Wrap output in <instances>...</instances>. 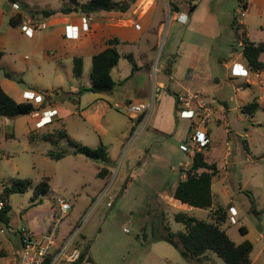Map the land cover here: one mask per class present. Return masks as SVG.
I'll return each mask as SVG.
<instances>
[{
  "label": "rangeland",
  "instance_id": "obj_1",
  "mask_svg": "<svg viewBox=\"0 0 264 264\" xmlns=\"http://www.w3.org/2000/svg\"><path fill=\"white\" fill-rule=\"evenodd\" d=\"M116 1H123L122 7L131 6L128 0ZM167 1L171 2L175 10L176 3L173 0H165ZM22 2L26 5L22 12L28 15V19L34 18L35 12H39L36 16L41 19L43 10L59 9L64 3L63 0ZM194 2L197 8L193 13L187 4L181 5V10L190 18L187 25L179 21L172 25L170 15L167 13L164 16L162 0L157 2L158 8L154 21L151 22L152 29L146 35L152 45L157 42L152 75L162 77V72L164 80L169 83V76L164 70L171 67L184 73L188 62L201 53L191 49V42L194 45L199 43L209 50L208 54L201 56L198 79L187 85L191 91L200 92L212 106L217 104L216 100H220L226 102L230 109L227 113L229 127L233 132L230 140L223 123L218 126L209 124L215 131L214 138L219 142V147L211 150L210 160L220 164L225 151L224 143L229 141L233 148L230 163L235 162L228 165L229 193L221 199V205L226 207L230 215L235 214L237 223L232 224L231 219H228L223 228L236 244L251 241L254 245L251 254L253 263L264 264V214L259 217L251 214L249 198L239 190L242 187L244 191L252 192L258 209L264 210V112L257 111L253 123H249L248 117L244 118L240 107L259 96L258 90L246 87L237 92L236 89L244 83L243 76L230 79L220 63L222 58H228L230 45L237 40L233 27L239 26L238 21H249L251 39L260 42L264 38L261 30L262 19L261 16L241 17L238 14L239 0ZM8 4V0H0V8H5ZM158 22L164 24L161 35H157ZM193 28H197V31H193ZM32 30L33 36L29 37L22 30V25L9 28L3 50L5 56L0 66L2 88L17 102L30 101L34 105L39 103L34 98L41 97L45 104L48 102L47 94H51L50 100L56 107L63 110L90 107L93 118L91 122H86L79 115L67 118L60 116L63 118L61 121L56 120L53 124L37 127L39 130L31 131L28 137L26 130L29 124L31 126L35 121L31 116L15 118L11 120L10 126L7 119H0V194L13 179H29L36 185L43 178H49L51 188L50 193L41 198L42 203L30 209L32 190L25 194H14L9 198L11 223L9 228L3 227L4 233L0 232V264H13L12 255L20 248L19 231L23 228L37 234L43 228L47 231L55 226L56 235L64 227L68 229L70 225L76 232L73 242L77 241L91 264H226L215 254H211L209 260L202 263L189 262L170 244L164 241L146 242L143 239L146 232L151 241V232L163 225H169L173 232L185 231L184 225L174 219L175 212L180 211L170 210L169 206L160 202L180 175V168L189 161L185 152L189 121L180 119L178 132L172 136L162 135L151 128L130 140L134 136L129 133L132 126L131 113L113 105L109 112L107 110L104 113L108 109L105 104L108 105V101L113 104L117 97H127L126 100H130L131 104H139L142 95L138 89H144L146 79L127 77L132 64L121 56L118 66L112 72L117 82L112 94L80 92V89L90 86L91 57L84 58V73L81 79L68 77L66 74L73 62L70 63V59L64 58L65 66H61L48 61L47 50H43L42 32L34 28ZM119 52L122 54L124 47ZM50 54L54 55L55 52ZM261 61L264 62V54ZM240 63L245 64L244 61ZM55 67H58L57 74L62 75L61 83L56 78ZM6 72L13 74L14 79H8ZM174 77L177 78L176 75ZM70 82L80 93L71 88ZM54 86L55 89H52ZM157 89L152 77L151 93H158ZM25 94H30L31 97ZM148 94L150 96L149 92ZM44 109L38 111L39 116H42ZM219 118L222 122L226 119L221 116ZM48 119L45 117L41 122L47 123ZM63 126L70 139L84 146L97 149L102 144L108 162L93 161L82 155H69L60 161H54L48 153L56 150L55 147L48 142L30 139L33 133H50L54 128ZM105 130H109V134L105 133ZM12 134L15 138H10ZM65 147V142L60 141L58 148ZM219 166L222 168L224 165ZM108 167L112 168L111 171L117 170L113 182L112 175L109 178L97 176L99 169ZM105 190H108V198L98 202L100 193ZM214 190L218 191L217 185ZM59 198L71 203L72 209L65 218L57 221L61 212ZM110 200L112 205L108 206L107 202ZM38 202L36 201L37 204ZM228 205L231 207L228 208ZM26 213H29L28 217L25 216ZM188 214L206 220L210 211L194 209ZM241 227L247 230V234L240 232ZM67 237L68 240L71 235L68 234ZM57 264L71 263L61 257Z\"/></svg>",
  "mask_w": 264,
  "mask_h": 264
},
{
  "label": "crops",
  "instance_id": "obj_2",
  "mask_svg": "<svg viewBox=\"0 0 264 264\" xmlns=\"http://www.w3.org/2000/svg\"><path fill=\"white\" fill-rule=\"evenodd\" d=\"M158 1L159 0H137L134 4H131V6L125 11H121V10L111 11V12L104 11V12L91 14L88 16L81 14L80 12H72L69 14L59 13V14H56L55 16H52L50 18H45V19L42 18V16H41V19L39 16H34V18L32 19H34L36 24H35V27L33 28L35 30H40V32H42L43 50L45 52L47 50L46 58L48 61L56 62L60 64L61 66H65L64 58L70 59L69 62L71 63V61L73 62V59L75 57H81L83 59V73H84V58L85 57H89V58L91 57V63H92V57L102 52L103 50H105V48H107V41L114 39V38L119 39L120 44L117 45V51L120 54V57L123 56L124 58H127V56H131L134 61L135 67H136L134 71L133 69H131V72H129V75H127V77L139 78V80L142 78L146 79V82L143 85L145 92H143L144 89L142 90L138 89L139 94L142 95V98L140 100L141 102H139V104L148 103L151 105V109L148 113V122L146 124L144 131L148 132L151 128H153V130H155L156 132L162 135L172 136L173 134L178 132V128L180 127V122H181L180 119H183V120L189 121V128H188V136H189L191 120L188 117H186L183 113H181V110H179L175 95L184 93L186 91L197 92V91H191L188 88L187 84H191L194 80L198 79V75H199L198 69H199V64L201 63V56L208 54L209 50L207 48H204L199 43L194 45V43L191 42L189 43V45H191V49H194L195 52L201 51V53L195 55L194 58L190 62H188V65L186 69L184 70V73H180L177 69L173 70L171 67L169 69L167 68L168 70L166 69L164 70V72L167 71L166 74H168L169 76L168 77L169 83H167L164 80V77H163L164 74L162 72H161L162 77H160V75H156L154 77V75H152V68L154 66V62L156 58L155 49H156L157 42L152 45L150 43V40L147 39L146 35L148 34L149 30L152 29L151 22L154 21V15L158 8L157 7ZM83 2H87V1L81 0L80 3H83ZM173 2L178 4L179 8H176L175 10H173L172 14L168 10V5L169 3L171 4L170 1L165 2V0H162V3H161V8L163 10L164 16H166L167 13L170 15L172 25L177 24L178 22L175 18V12L176 11L183 12L181 10V5L186 4L183 2V0H177L178 3L175 0H173ZM54 10H58V9H54ZM263 13H264V0H247V12H246V15L244 16L245 18L252 17V16H261V19H262L261 26L264 27V14ZM17 14L22 15L21 25L23 24V22H25L29 18L27 14H24L22 12L21 8L16 9L14 7V4L10 2L7 6H5V8H0V50L2 51L5 49L6 37L9 31V28H17V27H12L9 24V20L12 17H15ZM37 14H39V12H35V15ZM86 18H90L91 20L90 21L88 20V23L84 24V19ZM158 24L159 25L157 29V35L159 34L161 35L164 24L163 22H160V23L158 22ZM238 25L239 26L237 28L233 27V29H235L236 31L237 40L234 41L230 45L231 49H230L228 58H222V60H220L222 67L226 69L227 74L230 79H238V74L241 72V70L242 69L245 70V68H247L246 61L242 55V47L239 45L241 41V33L245 31L247 37L251 41H253L251 39V33H250L251 29L248 26L249 21L240 20L238 21ZM68 26L78 27L77 35L74 34L72 37L67 38L66 34L68 31ZM187 31L189 30L187 29ZM193 31H197V28L196 29L193 28ZM123 47H124V52H122L121 54L119 50ZM51 52H55V54L51 55L50 54ZM125 53L127 54L125 55ZM229 60H231V62H228ZM260 60H261V57H260ZM240 61H244L245 64L240 63ZM1 62H0V66H1ZM73 65L74 64L72 63L69 68L68 73L66 74L68 77L73 76ZM55 69H56L55 71L56 78L59 79L61 83L62 75L57 74L59 73L58 67H55ZM91 69H92V65H91ZM158 72H160L159 69H158ZM90 75H91V72H90ZM174 75H176L177 78H175ZM152 77L154 79V87L158 88L157 89L158 93H153V92L151 93V78ZM243 79H244V83L240 84V88L236 89L237 92L241 88H246V87H249L253 90L255 89L258 90L259 96L257 95L253 99V101L258 102L260 103V106H263L264 105V73H261V74L254 73L249 79H246L245 77H243ZM121 83L122 82L120 80L119 85H121ZM70 85H71V88L74 89V91L79 92V89L73 86L72 83ZM90 85H91V79H90ZM55 87L56 86H54V88L52 89H55ZM113 91L110 92V94H112ZM148 92L150 93V96H148L149 95ZM197 93H200V92H197ZM47 96H48V102L45 103V107H44L45 109L42 113V116H39L38 113H34L32 115L27 116V117L31 116L32 120L33 119L35 120L34 124H32L31 126L29 124V127L26 130L27 137L31 131L39 130L37 127L42 128V126L45 124H48V123L53 124V122L56 120L61 121L63 118H67V117L74 116V115H79L80 117L84 119V121L91 122V119L93 118V114L91 113L90 107H87L84 109H80V107L78 108L75 107L73 110H67V109L63 110L60 107H56V104L51 102L50 100L51 94H47ZM126 99L127 97H122V99H118L117 97V99L115 100V102H113V104H110V102L108 101V105L105 104L106 108L108 109H106L104 113H106L107 110L109 112L112 109V105L113 107L115 106V107L123 108L127 110V105L131 104V102L130 100H126ZM214 99H215V96H214ZM216 102H217V104L215 103L216 105L213 104V107L215 109V114H214V121L212 123H214V125L216 126L223 123L224 128H225V133L227 134V137L230 140L231 137L233 136V132L231 131V128L229 127V121L227 119V113L230 110L229 106L226 102H223L220 100H216ZM40 104L42 105L43 103H38L35 106L40 107L41 106ZM248 104L240 107L241 113L242 115L245 116L244 118L248 117L249 123L250 122L253 123L254 115L257 112L253 116H251L249 114H245L242 111V109ZM50 106L52 108H50ZM179 112H180V115H179ZM50 116L51 118H49ZM60 116H62L63 118ZM145 116L146 114L138 115V118H135L132 115L130 116L132 120V126L129 131L130 136L133 134L134 130L136 129L137 123H139V121H141ZM219 116L225 117L226 119L223 120L222 122ZM45 117L49 118L48 119L49 122L42 123ZM244 118L243 120H245ZM10 123L11 121H8V126H10L9 125ZM208 131L210 135V144H209L208 150H206L205 152L206 159L209 163H215L219 170L218 174L213 178V181H212V192H213V197H214L213 209H215L216 205L217 207L222 206L226 208L225 206L221 205V199L227 197V194L229 193V189L227 186V182L229 180L228 165L235 164V162L230 163V158L233 156V148L231 147V144L229 141H226L225 143L223 142L225 151H224L222 162L218 164L215 160H210L209 156L212 153L211 150H213L214 147H219V142H217V140L214 138L215 131L213 130V127L208 126ZM107 132L109 134V130L108 131L105 130V133ZM187 156L190 161L191 158L189 157L188 154ZM247 160H250V159L247 158ZM189 161H187L182 166V168H180L181 169L180 175L176 178V180H174V182L172 183V186L169 187L168 194L164 195L163 199L160 202V203H164L167 206H169L170 210L172 209V210H178L180 212L189 213L190 211H193L195 209L188 205H183L181 202L173 198V192L178 182L180 180L185 179V174L182 172V170L183 169L186 170L188 168L187 166L186 168H184V166ZM219 165L221 166L224 165V166L221 168ZM107 169L110 171V174L108 175V178H109L111 176L112 168L108 167ZM216 185L218 188L217 192L214 190V187ZM239 190L241 192L244 191L242 187H240ZM229 207H231V205H228V208ZM29 209H27V211H29ZM200 210H203V209H200ZM205 211L211 212V209L205 210ZM176 213L178 212L176 211L175 214ZM28 214L29 213H26L25 216L28 217ZM228 216L231 217L229 213H228ZM61 217H62V214L60 212V218H58L57 221L59 219H62ZM33 219H31V221H33ZM54 227L55 226H53L51 229L49 228L47 231L50 232ZM47 231L43 228V230L40 233L38 232L37 234L35 233L34 234L37 238H41L47 233ZM73 231L74 229L72 228V225H70L68 229L64 227L59 233L56 234L55 245L51 248V256L55 255L58 252V249L61 248L62 245L66 243L67 238H68L67 235L68 234L71 235ZM19 244H20V248L17 249L18 250L17 253H14L12 255L13 257L15 255L18 256L19 253L21 252L20 235H19ZM73 245H74V248H78L82 252H84L81 249L80 245L77 243V241H74ZM72 250H73L72 246L68 248L67 252L64 254V257L68 260L69 263L75 264L69 261V256L71 255ZM85 259L88 260L87 254L85 256ZM92 264H96V263H92Z\"/></svg>",
  "mask_w": 264,
  "mask_h": 264
},
{
  "label": "trees",
  "instance_id": "obj_3",
  "mask_svg": "<svg viewBox=\"0 0 264 264\" xmlns=\"http://www.w3.org/2000/svg\"><path fill=\"white\" fill-rule=\"evenodd\" d=\"M12 4H18L19 9L25 8L22 0H8ZM62 7L58 10H43L41 12L43 18H50L56 14H69L72 12H80L84 15H91L99 12L125 11L129 7H122V2L116 0H89L80 3L78 0H63ZM137 0H128L129 4H134ZM244 0H239V6ZM189 6L190 12L196 8L194 0L183 1ZM247 9V4L244 5ZM175 8H179L176 4ZM34 16H36L34 14ZM22 23V15L17 14L9 20L12 27H18ZM235 24V22H234ZM264 31V27L262 28ZM241 41L243 44L242 55L246 61L247 68L256 74L264 73V63L260 60L264 54V40L261 42L251 41L246 32L241 33ZM120 44L119 39L114 38L107 41V48L102 52L92 57L91 69V85L88 88L80 89V92L87 91L95 94L110 93L114 90L117 82L112 77V70L118 66L120 54L117 51V45ZM5 52L0 50V62L4 57ZM132 64L133 71L136 69L131 56H127ZM73 76L80 79L83 75V59L75 57L73 59ZM5 76L8 79H14L13 74L6 72ZM79 92V93H80ZM178 94L175 95L177 97ZM45 104L36 107L32 102L27 101L19 103L9 96L0 85V119L11 121L18 117L29 116L38 113L43 109ZM259 109L264 112V105L253 101L245 106L242 111L245 114L253 116ZM34 132V131H33ZM12 134L10 138H14ZM32 141L48 142L56 150H51L48 156L51 160L60 161L69 155H82L93 161L108 162L107 153L100 144L97 149H91L82 145L80 142L69 138L64 126L54 128L52 132L33 133L30 136ZM60 141H64L66 147L58 148ZM209 146L206 148L208 150ZM182 172L185 174V179L180 180L173 192V198L183 205H188L195 209L209 210V218L206 220L198 219L185 212H178L174 215V219L178 223H182L185 227L184 232H173L169 225H163L156 231L151 232V241L148 239V234H143L144 241L155 242L164 241L176 248L181 256L193 263H202L209 260L211 254L218 256L226 264H254L251 254L254 250V245L251 241H244L241 244H236L224 230L223 225L230 217L228 210L222 206L213 209L214 197L212 192L213 178L218 174L219 170L215 163H209L206 159L205 152H197L193 157L189 167ZM110 174L107 168H101L98 172L99 178H105ZM32 190L33 195L29 208L37 206L41 203V198L50 193V179L43 178L41 182L34 185L29 179H13L4 188L0 194V201L4 202V207L0 210V226L9 228L11 223L9 198L14 194H25ZM249 198V212L255 216L264 214V210L258 209L257 201L252 192L243 191ZM36 201H39L38 204ZM151 212L148 213L150 215ZM163 214V213H162ZM4 229V228H3ZM240 232L245 235L247 230L244 227L240 228ZM86 256V252H82L79 261L75 264H80Z\"/></svg>",
  "mask_w": 264,
  "mask_h": 264
},
{
  "label": "built area",
  "instance_id": "obj_4",
  "mask_svg": "<svg viewBox=\"0 0 264 264\" xmlns=\"http://www.w3.org/2000/svg\"><path fill=\"white\" fill-rule=\"evenodd\" d=\"M247 4V0H244L238 10V14L241 17L246 15L247 9L244 5ZM16 9H19L18 4H14ZM168 10L172 14L173 8L171 4L168 5ZM175 18L182 24H187L189 21V16L181 11L175 12ZM90 18L84 19V24L88 23ZM34 19H28L22 24V30L24 33L32 37L33 35V27H35ZM78 27L68 26L67 38L72 37L74 34L77 35ZM239 45L243 47L242 41H240ZM254 73L251 72L248 68L241 70L238 76L242 75L246 79H249ZM27 97H31L30 94L26 95ZM37 102L43 103V99L41 97L34 98ZM176 102L178 104L179 110L186 117L191 120L190 125V133L188 136V140L185 144V152L189 155L191 160L186 164L189 167L193 157L197 152H205L206 148L210 144V135L208 131V126L212 123L215 109L212 106V103L207 101L205 97L197 92H189L186 91L184 93L178 94L176 97ZM151 109V105L148 103H140V104H129L127 105V110L131 113V115L135 118H138V115L146 116L137 123L136 129L134 130L132 138H137L144 131L146 124L148 122V113ZM51 118V116L49 117ZM130 140L128 141V146L131 145ZM130 143V145H129ZM117 170H112L111 175L112 182L116 176ZM108 198V190H105L100 193L98 202L105 200ZM111 199V197H109ZM60 211L62 214V219L67 216L68 211L72 209L71 203L67 202V200L63 198L58 199ZM108 206H111V200L107 202ZM4 207V202L0 201V210ZM234 212V210H233ZM87 218V217H86ZM231 223L236 224L235 214L233 213L230 217ZM81 227V226H80ZM0 232L4 233V229L0 227ZM76 232L73 231L71 234V238L66 241L61 248H59L58 252L51 256V248L55 245L56 235L55 228L50 232H47L41 238H37L32 231H29L26 228H23L19 231L20 241H21V252L18 256H14L12 259L13 264H57V262L64 257V254L72 246L73 250L71 255L69 256V261L73 263H77L82 255V251L78 248H74L73 238ZM80 264H91L87 259H84Z\"/></svg>",
  "mask_w": 264,
  "mask_h": 264
}]
</instances>
